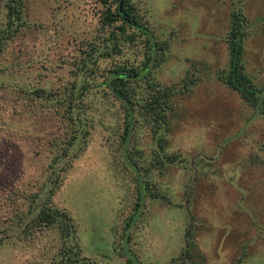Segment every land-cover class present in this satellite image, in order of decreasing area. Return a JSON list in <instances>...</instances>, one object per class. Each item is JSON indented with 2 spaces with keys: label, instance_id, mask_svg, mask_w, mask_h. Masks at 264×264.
Listing matches in <instances>:
<instances>
[{
  "label": "rangeland",
  "instance_id": "rangeland-1",
  "mask_svg": "<svg viewBox=\"0 0 264 264\" xmlns=\"http://www.w3.org/2000/svg\"><path fill=\"white\" fill-rule=\"evenodd\" d=\"M130 1L155 33L169 41L156 81L177 84L193 63H206L191 91L175 97L167 131L168 151L184 161L144 174L171 202L147 194L124 231L134 210L138 171L128 165L120 147L121 113L94 97L87 140L76 144L74 151L82 149L54 196L56 203L70 210L83 253L96 264H127L129 257L135 264H168L174 258H186V264H235L242 253V264H264V117L215 74L227 64L223 35L231 0ZM107 5L103 0H25V26L0 56V223L10 214L6 202L14 188L32 189L46 179L49 139L58 132L51 111L22 107L21 87H56L71 79L77 55L98 34ZM242 5L253 21L245 42L247 69L264 85L259 20L264 0H242ZM123 58L136 61L139 55L126 45L120 55L104 59L101 69ZM129 146L140 153L137 162L143 168L151 162L152 137L143 122ZM187 238L203 259H188ZM53 241V236L17 244L3 239L0 264H46L48 254L42 250Z\"/></svg>",
  "mask_w": 264,
  "mask_h": 264
},
{
  "label": "trees",
  "instance_id": "trees-1",
  "mask_svg": "<svg viewBox=\"0 0 264 264\" xmlns=\"http://www.w3.org/2000/svg\"><path fill=\"white\" fill-rule=\"evenodd\" d=\"M1 2L0 56L8 42L13 41L25 26L26 16L25 0ZM113 2H117L115 8L111 7ZM103 3L108 5L100 19L101 29L92 40L83 43L74 62L71 79L56 87H21L25 98L22 107L34 113L37 110L51 111L57 119L58 132L49 139L48 148L52 157L47 165L46 179L37 183L35 188L16 187L9 193L6 204L10 214L0 223V243L3 239L17 244L19 241L53 236L54 241L42 250L43 255L48 254L46 264H96L94 259L83 253L78 226L70 210L58 205L54 198L72 166L74 156L82 149L74 151L76 144L87 140L91 127L90 112L97 103L94 97L104 98L114 106L112 110L121 113L117 117L124 159L133 171H138V175L143 174L140 179L135 176L136 199L134 210L126 219L125 231L135 220L147 194L153 200L171 202L144 174L150 169L164 166L165 170L169 165L184 161L178 153L168 151L167 131L171 130L173 123L175 97L190 92L201 80L206 68L205 62L202 65L193 63L177 84L156 81L155 70L165 59L168 39L155 33L130 0H112L110 4L108 0H103ZM259 18L264 34V17ZM252 23L242 0H231L223 35L228 53L227 64L218 68L215 74L220 82L236 91L247 106L264 117V85L248 71L245 60V42ZM126 45L134 47L138 60L119 59L102 70L101 62L120 55ZM140 122L148 126L152 137L151 162L144 168L137 162L140 153L129 146ZM186 244L188 259H203L191 238L186 239ZM245 255L242 253L235 264H242ZM126 263L135 264V261L129 257ZM186 263V258H174L168 264Z\"/></svg>",
  "mask_w": 264,
  "mask_h": 264
}]
</instances>
